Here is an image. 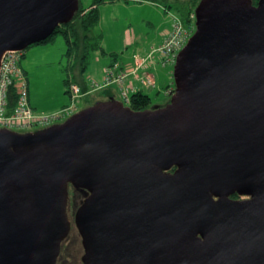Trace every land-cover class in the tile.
Returning <instances> with one entry per match:
<instances>
[{
  "label": "water",
  "instance_id": "1",
  "mask_svg": "<svg viewBox=\"0 0 264 264\" xmlns=\"http://www.w3.org/2000/svg\"><path fill=\"white\" fill-rule=\"evenodd\" d=\"M254 1L200 0L167 105L135 111L108 92L40 130L0 128V264H58L70 188L89 194L74 216L80 264H264V0ZM79 9L0 0V67Z\"/></svg>",
  "mask_w": 264,
  "mask_h": 264
},
{
  "label": "rangeland",
  "instance_id": "2",
  "mask_svg": "<svg viewBox=\"0 0 264 264\" xmlns=\"http://www.w3.org/2000/svg\"><path fill=\"white\" fill-rule=\"evenodd\" d=\"M82 1L86 6L91 3V0ZM99 10L100 21L97 27L93 29V33L100 35V43L104 53L102 50H98L90 54L89 69L86 76H91L85 78L84 81H79L80 84H78L80 86L85 84V90L87 89L88 92L91 90L88 82L90 79L103 83L104 73L101 69L103 68L102 70L105 71V68L109 66L105 67L104 65L108 64L110 60L118 58L117 63L114 59L115 62L111 67L117 64V67H120L119 70H123L126 65L122 61L132 60L134 53L145 58L152 51L153 58L148 62V66L150 70L152 66L156 67L154 85L151 87L143 86L142 89L151 97L148 109L167 105L172 97L166 93L171 91L173 94L175 91L173 73L176 56L196 31L194 15L191 16L190 23H182L181 32L174 37V42H171L169 40L173 36L171 35L172 31L169 30V34L165 36H161V31L164 25L169 24L170 21H175V17L178 18L179 16L173 11H167L162 5L149 2L118 1L101 4ZM163 60L164 63H162ZM73 61V55H68V44L65 38L59 34L48 42L32 45L24 51L21 66L27 76L31 105L38 115L57 113L71 104V98L65 92L64 81L73 72ZM131 67L133 66L127 68ZM137 73L141 78L145 71L141 69ZM132 78L136 80V83L139 81V78L137 79L132 74L119 85H110L86 94L78 99L75 108H72L66 116L97 102L108 100L110 88L118 90V94L114 93V95L117 100H120L121 91L130 92L129 79ZM36 130L40 129L19 130L18 132L27 133ZM69 191L70 201L67 213L71 222V232L62 243L58 264H80L84 252L81 237L74 221L75 211L83 198L80 191L72 188Z\"/></svg>",
  "mask_w": 264,
  "mask_h": 264
},
{
  "label": "built area",
  "instance_id": "3",
  "mask_svg": "<svg viewBox=\"0 0 264 264\" xmlns=\"http://www.w3.org/2000/svg\"><path fill=\"white\" fill-rule=\"evenodd\" d=\"M181 30V21L178 18H175L173 30L171 33V35L173 36L169 41L174 42V37H176V35L179 34ZM152 53L153 52L151 51L145 58L139 55H135L134 65H132L133 67L129 69L127 68L124 71L119 70L120 67H117V64L112 67H107L104 71V76L102 79L103 83L95 79H90V81H88L89 86H91V90H89L88 92H84L79 84L72 83L69 88L71 104L68 107L62 109L57 113L38 115L37 112L31 107L29 99L28 80L21 66L24 51H8L4 54L0 67V128H9L13 130H30L34 128L45 127L55 122L62 121L74 114L72 113L71 115L66 116L72 108H75L78 99H81L86 94H89L92 91H97L102 88L104 89L110 85H119L122 81L124 82L125 80H127V78L132 74H134L138 79L139 76L137 72L141 69L142 71H145V74L141 78H139V82H141V84L144 86L151 87L152 85H154V74L148 71V62L153 58ZM164 62L165 61L163 60L162 63ZM13 86L17 89V104L13 109H10L8 92L9 89ZM135 90V87L130 86V92H120V96L126 104H129L130 94ZM166 94L171 95V91Z\"/></svg>",
  "mask_w": 264,
  "mask_h": 264
},
{
  "label": "trees",
  "instance_id": "4",
  "mask_svg": "<svg viewBox=\"0 0 264 264\" xmlns=\"http://www.w3.org/2000/svg\"><path fill=\"white\" fill-rule=\"evenodd\" d=\"M118 1H138V2H149L162 5L169 12H174L180 17L182 23H190L191 16L194 15L195 9L200 0H91L89 5H84L83 1L80 0V9L76 13V16L72 21L67 24L59 26L55 33L46 41L48 42L56 35H62L68 44V55H73L72 70L69 77L65 79L66 93L69 94V88L72 83H79L80 80L84 81L86 73L89 69V57L94 51L104 50L101 46V37L98 34L93 33V29L97 27L100 21V10L101 4L118 2ZM258 0H255L256 4ZM174 16V15H173ZM177 16V17H178ZM178 17V18H179ZM195 21V17H194ZM173 22V21H172ZM40 43V44H42ZM24 56V55H23ZM116 56V55H115ZM115 59V58H114ZM114 59H112L113 62ZM117 61L118 58L115 59ZM113 62L109 65L111 66ZM124 67V66H123ZM123 68V70H126ZM24 70V69H23ZM25 72V71H24ZM26 74V73H25ZM80 84V83H79ZM84 92L85 85H81ZM88 88V87H87ZM110 93V92H109ZM30 99V94H29ZM9 108L13 109L17 104V89L13 86L8 92ZM151 103V97L145 90L139 89L130 94V102L127 104L135 111H141L148 109ZM31 104V102H30ZM32 107V105H31ZM33 108V107H32ZM34 109V108H33ZM35 110V109H34Z\"/></svg>",
  "mask_w": 264,
  "mask_h": 264
},
{
  "label": "crops",
  "instance_id": "5",
  "mask_svg": "<svg viewBox=\"0 0 264 264\" xmlns=\"http://www.w3.org/2000/svg\"><path fill=\"white\" fill-rule=\"evenodd\" d=\"M167 15V14H166ZM168 16V15H167ZM172 24H173V22L172 21H170V23L169 24H166V25H164L163 26V29H162V31H161V36H165V35H167L168 33H169V30H171L172 28ZM164 34V35H163ZM161 38H163V37H161ZM136 53H134V55H135ZM133 55V56H134ZM132 56V57H133ZM113 61L112 60H110V62L108 63V64H105L104 66L106 67L107 65H110L111 63H112ZM123 62V64L124 65H126V68L127 67H130V66H132L133 65V62H134V60H133V58H132V60H127V61H122ZM104 67V68H105ZM125 67V66H124ZM103 69V68H102ZM101 69V71H103V73H104V70H102ZM151 70H154V71H156V67L155 66H152L151 67ZM155 73V72H154ZM156 74V73H155ZM89 76H91V75H89ZM89 76H85V77H89ZM80 81H82V80H80ZM129 84L131 85V86H133V87H136V90H139V89H142V88H144L139 82H137L136 83V80L134 79V78H132V79H129ZM85 85V84H84ZM86 86V85H85ZM115 89V90H114ZM114 89H109L108 90V92H110V93H112V94H114V93H117L118 94V90L116 89V88H114Z\"/></svg>",
  "mask_w": 264,
  "mask_h": 264
},
{
  "label": "flooded vegetation",
  "instance_id": "6",
  "mask_svg": "<svg viewBox=\"0 0 264 264\" xmlns=\"http://www.w3.org/2000/svg\"><path fill=\"white\" fill-rule=\"evenodd\" d=\"M176 168L172 169L170 172L173 173L175 171ZM82 193V192H81ZM87 195H89L87 192H86ZM85 192L82 194V201L86 198V195ZM232 199L234 200H244V199H247L248 197L247 196H239L238 194H233L232 196H230ZM81 201V202H82Z\"/></svg>",
  "mask_w": 264,
  "mask_h": 264
}]
</instances>
